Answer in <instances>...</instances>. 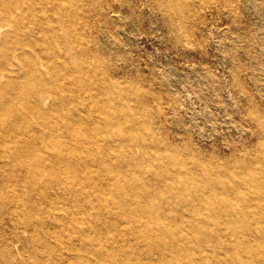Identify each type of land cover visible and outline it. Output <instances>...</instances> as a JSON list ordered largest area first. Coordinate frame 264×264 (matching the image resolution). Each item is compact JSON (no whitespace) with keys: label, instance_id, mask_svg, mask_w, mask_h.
<instances>
[{"label":"bare ground","instance_id":"6f19581e","mask_svg":"<svg viewBox=\"0 0 264 264\" xmlns=\"http://www.w3.org/2000/svg\"><path fill=\"white\" fill-rule=\"evenodd\" d=\"M89 19L0 0V264H264V152L208 165L160 138Z\"/></svg>","mask_w":264,"mask_h":264},{"label":"rangeland","instance_id":"374dc122","mask_svg":"<svg viewBox=\"0 0 264 264\" xmlns=\"http://www.w3.org/2000/svg\"><path fill=\"white\" fill-rule=\"evenodd\" d=\"M83 7L103 69L160 138L208 165L264 152V0H194L174 9L161 0H83Z\"/></svg>","mask_w":264,"mask_h":264}]
</instances>
